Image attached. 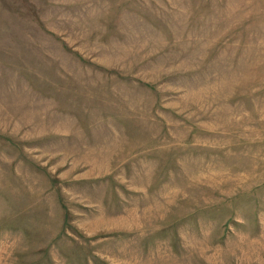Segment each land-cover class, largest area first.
I'll list each match as a JSON object with an SVG mask.
<instances>
[{"label": "rangeland", "instance_id": "obj_1", "mask_svg": "<svg viewBox=\"0 0 264 264\" xmlns=\"http://www.w3.org/2000/svg\"><path fill=\"white\" fill-rule=\"evenodd\" d=\"M0 264H264V0H0Z\"/></svg>", "mask_w": 264, "mask_h": 264}]
</instances>
